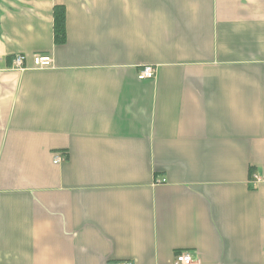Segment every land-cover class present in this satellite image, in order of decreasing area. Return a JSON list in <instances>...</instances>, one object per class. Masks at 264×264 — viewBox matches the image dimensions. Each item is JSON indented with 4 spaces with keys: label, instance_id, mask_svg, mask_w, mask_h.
Returning <instances> with one entry per match:
<instances>
[{
    "label": "crops",
    "instance_id": "1",
    "mask_svg": "<svg viewBox=\"0 0 264 264\" xmlns=\"http://www.w3.org/2000/svg\"><path fill=\"white\" fill-rule=\"evenodd\" d=\"M182 250L264 264V0H0V264Z\"/></svg>",
    "mask_w": 264,
    "mask_h": 264
},
{
    "label": "built area",
    "instance_id": "2",
    "mask_svg": "<svg viewBox=\"0 0 264 264\" xmlns=\"http://www.w3.org/2000/svg\"><path fill=\"white\" fill-rule=\"evenodd\" d=\"M33 66L37 68L49 67L53 65V58L48 54H35L32 57ZM12 66L16 69H24L25 66V56L22 54H17L12 59ZM154 76V68L150 65H144L138 72L137 78H152ZM61 157L56 155L53 159L54 163L59 162ZM256 178V177H255ZM195 260L188 250L178 251L172 260V264H194ZM122 264H132L130 261H124Z\"/></svg>",
    "mask_w": 264,
    "mask_h": 264
},
{
    "label": "trees",
    "instance_id": "3",
    "mask_svg": "<svg viewBox=\"0 0 264 264\" xmlns=\"http://www.w3.org/2000/svg\"><path fill=\"white\" fill-rule=\"evenodd\" d=\"M54 43L61 44L65 40L66 18L65 9L61 5L54 7L53 13Z\"/></svg>",
    "mask_w": 264,
    "mask_h": 264
}]
</instances>
